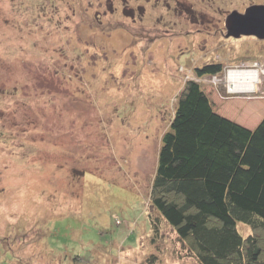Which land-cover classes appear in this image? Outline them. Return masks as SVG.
<instances>
[{
    "label": "rangeland",
    "instance_id": "obj_1",
    "mask_svg": "<svg viewBox=\"0 0 264 264\" xmlns=\"http://www.w3.org/2000/svg\"><path fill=\"white\" fill-rule=\"evenodd\" d=\"M253 6L0 0V264H199L151 205L161 138L213 62L226 75L199 83L219 111L261 121L264 41L227 29ZM241 69L255 91L231 84Z\"/></svg>",
    "mask_w": 264,
    "mask_h": 264
},
{
    "label": "trees",
    "instance_id": "obj_2",
    "mask_svg": "<svg viewBox=\"0 0 264 264\" xmlns=\"http://www.w3.org/2000/svg\"><path fill=\"white\" fill-rule=\"evenodd\" d=\"M226 73L224 63L197 67L178 95L151 205L199 264H264V116L244 127L219 111L199 81Z\"/></svg>",
    "mask_w": 264,
    "mask_h": 264
},
{
    "label": "water",
    "instance_id": "obj_3",
    "mask_svg": "<svg viewBox=\"0 0 264 264\" xmlns=\"http://www.w3.org/2000/svg\"><path fill=\"white\" fill-rule=\"evenodd\" d=\"M228 38L251 36L264 41V6H253L245 15L232 14L227 20Z\"/></svg>",
    "mask_w": 264,
    "mask_h": 264
},
{
    "label": "bare ground",
    "instance_id": "obj_4",
    "mask_svg": "<svg viewBox=\"0 0 264 264\" xmlns=\"http://www.w3.org/2000/svg\"><path fill=\"white\" fill-rule=\"evenodd\" d=\"M242 73V72H240ZM237 75V76H236ZM231 84H236L235 89L238 91H242V92H253L256 90V86L258 84V75L257 73L254 72H247L244 71V74H239V73H235L233 72L231 74ZM232 90V89H231ZM243 94V93H242Z\"/></svg>",
    "mask_w": 264,
    "mask_h": 264
},
{
    "label": "built area",
    "instance_id": "obj_5",
    "mask_svg": "<svg viewBox=\"0 0 264 264\" xmlns=\"http://www.w3.org/2000/svg\"><path fill=\"white\" fill-rule=\"evenodd\" d=\"M248 69H245V70H243V69H241V70H236V71H239V72H242V73H244V71H247ZM251 71V70H250ZM247 72H249V71H247Z\"/></svg>",
    "mask_w": 264,
    "mask_h": 264
}]
</instances>
